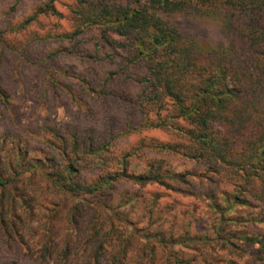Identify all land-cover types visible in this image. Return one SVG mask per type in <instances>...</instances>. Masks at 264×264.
I'll return each mask as SVG.
<instances>
[{
	"label": "trees",
	"instance_id": "16d2710c",
	"mask_svg": "<svg viewBox=\"0 0 264 264\" xmlns=\"http://www.w3.org/2000/svg\"><path fill=\"white\" fill-rule=\"evenodd\" d=\"M56 2L0 17V117L10 125L0 129V264H209L216 253V264H264V0H72L70 29H35L64 16ZM7 5L0 0V12ZM189 17L218 20V43L186 35L179 20ZM91 29L96 53L82 47ZM10 54L17 64L7 75ZM67 56L116 68L95 85L60 64ZM28 63L38 68L34 85ZM58 76L112 100L123 117L52 124L37 115L21 126L16 96L35 89L61 103ZM115 79L139 90L107 88ZM156 129L172 139L118 151V139ZM145 151L159 157L131 170ZM174 157L205 172L178 171ZM177 245L206 259L181 257Z\"/></svg>",
	"mask_w": 264,
	"mask_h": 264
},
{
	"label": "rangeland",
	"instance_id": "374dc122",
	"mask_svg": "<svg viewBox=\"0 0 264 264\" xmlns=\"http://www.w3.org/2000/svg\"><path fill=\"white\" fill-rule=\"evenodd\" d=\"M7 7L5 11L0 12V17L5 13V18L9 16V12H13V16L15 19H22L26 15H29L33 9L41 3V0H6ZM43 1V0H42ZM72 0H57L56 7L60 12L63 13V17H55L52 16L51 18L47 19L44 18L42 20V24L38 27H35L40 32L43 30L47 31L50 27H53L54 24L62 25L64 28L70 29V22L69 18V4ZM14 7V9H13ZM180 25L184 31V33L188 36H194L197 39L201 40L203 44L206 45H215L221 39V32L218 26V20L214 18L205 17L201 19L199 17H189L180 19ZM99 34V31L96 29H91L90 31L85 34L84 43L82 47L85 49H89V53H96L95 44H94V37ZM83 39V38H82ZM21 38L18 39L20 41ZM53 46L57 44H52ZM99 56L103 55L102 51L97 52ZM15 54H10V56H6L7 64L2 66L6 71L5 74L8 75L9 72L13 71L14 66L17 64L15 59ZM108 60H99L95 61L88 57H74V56H67L62 57L59 59L61 65L70 69V72L74 75L83 74V75H91L93 78V83L95 85L101 84L105 81L106 77L108 76V72L115 70L116 65ZM10 62V64H9ZM31 63H28V68L26 69V78L31 85L37 83L38 79L35 75L38 72V68L35 66H31ZM42 71L40 70V73ZM4 73V72H3ZM8 77V76H7ZM63 81L62 86L63 89L60 90L62 93L60 100L61 103H56V99L54 98L55 94L48 95L46 97H40L37 99L36 90H25L24 93L16 96V102L20 109L22 122L21 126L27 125H34L35 117L38 115L42 120L47 121V123H64L72 120L74 117L80 116V119L83 118L87 119V122H91L92 118L94 119H103L106 115H114L119 120L123 117V110L114 102L109 101V103L103 104V102L97 97L83 95L81 93V89L79 88V82L73 76L68 77H60ZM15 78V76H13ZM12 85V84H11ZM66 86V87H65ZM107 88H115L121 91H130L132 93H136L139 90V86L133 82L128 81L125 82L122 79H115L112 81ZM56 104V105H55ZM6 115V114H5ZM10 126L9 121L6 116L0 117V129L3 130L5 127ZM0 130V131H1ZM146 137L149 138H157L161 141L171 140L172 136L166 131L163 130H151V131H143L141 133H134L129 135L125 138L118 139L117 141V149L118 151L130 149L134 144H136L139 139ZM152 157H159V154H156L152 151H145L143 153L138 154V156L133 160V166L131 170L140 171L141 167L144 164V161L151 159ZM172 161V165L178 171L184 170H195L197 174L200 176L203 172H205L203 167L197 166L192 161L183 158V157H174L170 158ZM7 174L6 176H8ZM5 176V177H6ZM203 181L207 182V179ZM226 180L221 183L224 186ZM154 187H149L147 192L155 191ZM146 191L143 189V192ZM1 192V191H0ZM148 194V193H147ZM165 199L171 200L172 197H166ZM69 202V201H68ZM67 202V204H68ZM185 205L189 206L193 203V200L185 197L181 202ZM172 219H170V223L166 224V227H169ZM179 227H175L177 231ZM257 248L256 245H249L247 258H243L242 261L251 260L255 253V249ZM177 250L186 251L185 255L181 254V257H190L193 260L197 261V263H201L202 260L196 259V256L199 259L203 258L206 259V256L202 250H190L185 246L177 245ZM202 252V253H201ZM188 253V254H187ZM209 264H216V259L218 258V253H216V259L214 258H207ZM220 264V263H219Z\"/></svg>",
	"mask_w": 264,
	"mask_h": 264
}]
</instances>
